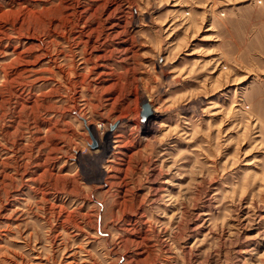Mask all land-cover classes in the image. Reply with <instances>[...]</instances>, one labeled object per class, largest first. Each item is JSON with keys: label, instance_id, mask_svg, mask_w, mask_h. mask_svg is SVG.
I'll return each instance as SVG.
<instances>
[{"label": "rangeland", "instance_id": "374dc122", "mask_svg": "<svg viewBox=\"0 0 264 264\" xmlns=\"http://www.w3.org/2000/svg\"><path fill=\"white\" fill-rule=\"evenodd\" d=\"M0 264H264V0H0Z\"/></svg>", "mask_w": 264, "mask_h": 264}, {"label": "bare ground", "instance_id": "6f19581e", "mask_svg": "<svg viewBox=\"0 0 264 264\" xmlns=\"http://www.w3.org/2000/svg\"><path fill=\"white\" fill-rule=\"evenodd\" d=\"M81 37V36H80ZM7 73V72H6ZM142 103H144V104H147L148 102H147V100H142ZM148 105V104H147ZM124 121V120H123ZM121 121H119L118 123H120ZM125 122V121H124ZM92 132V131H91ZM112 132L113 131H111V132H108V133H106L102 138H100V139H98L97 137H94V139L96 140V144H97V146H98V150H96L95 152V156H96V154H97V156L96 157H98V159L100 158V159H102V158H104L107 154H111V149H112V151L113 150H115L116 148H118L119 147V143H120V138H121V136L120 135H116L115 133H114V135L112 134ZM117 133V132H116ZM93 136H95V135H93ZM97 136V135H96ZM111 138H112V141H111ZM111 144H112V146H111ZM121 146V145H120ZM91 155V154H90ZM92 155H94V153L92 154ZM128 159H129V157H128ZM104 160V159H103ZM106 160V159H105ZM90 161H92V160H90ZM90 161H88V162H90ZM93 161H94V159H93ZM99 161V160H98ZM102 161V160H101ZM90 164V163H89ZM98 164V163H97ZM96 164V165H97ZM104 168V167H103ZM100 169V168H99ZM95 170V169H94ZM96 171V170H95ZM94 171V172H95ZM99 173H101V172H99ZM97 174V173H96ZM102 174V173H101ZM106 174V173H105ZM106 175H108V174H106ZM100 176V175H99ZM102 176V175H101ZM97 177V176H96ZM95 177V178H96Z\"/></svg>", "mask_w": 264, "mask_h": 264}, {"label": "water", "instance_id": "95a60500", "mask_svg": "<svg viewBox=\"0 0 264 264\" xmlns=\"http://www.w3.org/2000/svg\"><path fill=\"white\" fill-rule=\"evenodd\" d=\"M142 109H143V113H147L148 112V105L147 104H143L142 105Z\"/></svg>", "mask_w": 264, "mask_h": 264}]
</instances>
